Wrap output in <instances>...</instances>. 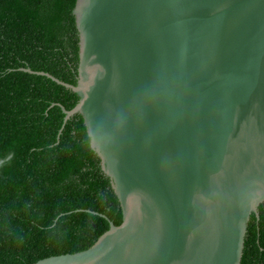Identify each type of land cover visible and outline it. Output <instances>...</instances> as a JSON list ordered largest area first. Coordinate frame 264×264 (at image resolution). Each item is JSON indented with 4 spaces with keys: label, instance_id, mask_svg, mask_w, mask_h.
<instances>
[{
    "label": "water",
    "instance_id": "1",
    "mask_svg": "<svg viewBox=\"0 0 264 264\" xmlns=\"http://www.w3.org/2000/svg\"><path fill=\"white\" fill-rule=\"evenodd\" d=\"M81 113L123 220L35 264H241L264 203V0H77ZM60 136V134H59Z\"/></svg>",
    "mask_w": 264,
    "mask_h": 264
},
{
    "label": "trees",
    "instance_id": "2",
    "mask_svg": "<svg viewBox=\"0 0 264 264\" xmlns=\"http://www.w3.org/2000/svg\"><path fill=\"white\" fill-rule=\"evenodd\" d=\"M77 0H0V264L86 250L123 220L112 180L81 113L64 124L60 104L72 109L79 95L31 67L76 84L80 36ZM60 134V136H59ZM64 225L59 242L41 224ZM20 227L23 246L7 237ZM241 264H264V203L251 214Z\"/></svg>",
    "mask_w": 264,
    "mask_h": 264
},
{
    "label": "clouds",
    "instance_id": "3",
    "mask_svg": "<svg viewBox=\"0 0 264 264\" xmlns=\"http://www.w3.org/2000/svg\"><path fill=\"white\" fill-rule=\"evenodd\" d=\"M89 146L93 149H96V145L94 141L89 143ZM42 230L45 232L50 241L59 242L60 236L64 230V225L59 222L54 221V219H50L47 222L42 223ZM7 237L15 243L17 246H23L26 240L28 239V233H26L20 227H11L9 226L7 230Z\"/></svg>",
    "mask_w": 264,
    "mask_h": 264
}]
</instances>
